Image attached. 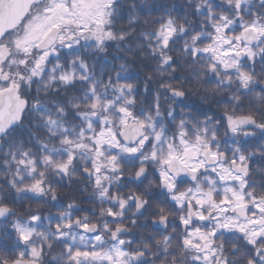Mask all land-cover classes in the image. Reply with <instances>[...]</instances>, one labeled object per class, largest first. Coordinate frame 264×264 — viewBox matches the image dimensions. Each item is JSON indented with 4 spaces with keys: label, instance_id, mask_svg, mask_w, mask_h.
<instances>
[{
    "label": "snow or ice",
    "instance_id": "1",
    "mask_svg": "<svg viewBox=\"0 0 264 264\" xmlns=\"http://www.w3.org/2000/svg\"><path fill=\"white\" fill-rule=\"evenodd\" d=\"M126 2L0 0V264H264V110L242 103L264 107V0H186L141 31L160 77L144 100L125 63H100L131 51ZM73 177L98 214L11 206Z\"/></svg>",
    "mask_w": 264,
    "mask_h": 264
},
{
    "label": "trees",
    "instance_id": "2",
    "mask_svg": "<svg viewBox=\"0 0 264 264\" xmlns=\"http://www.w3.org/2000/svg\"><path fill=\"white\" fill-rule=\"evenodd\" d=\"M133 2L137 5L136 15L139 17L137 21L139 26L135 28L131 36L127 37V40L129 42L128 47L131 48V51L129 52L126 49L117 51L115 47H111L108 49L106 54L107 60L101 59L100 63L104 64L108 68L110 73L111 67L109 65V62H111V65H115L116 68H119L120 63H125L129 69V74L132 77L138 78L134 82L137 89L142 93L140 99L143 100V81L148 76H152L154 79H159L160 77L154 71L149 70L150 68L155 67V63L151 61L150 58H141L140 56L141 50L137 47V45L142 42L139 35L140 32L143 30H151V27H154V21L159 19V17L163 16L168 11H172L174 15L182 16L185 12H188L190 10L184 7L186 0H128V2H126L125 4V7H130V4ZM130 27L131 26L127 23V21L117 24V30H127ZM257 71H259V68H257ZM155 87L156 85H151V88L153 90L155 89ZM189 87L191 90L195 91V85H190ZM260 94L261 93L259 89H257L256 95ZM223 95L225 94H220L218 98H222ZM250 101L256 105V109L264 110V107H262L259 100H256L254 98H247L242 100V103L245 106V112L249 110ZM191 103L193 106L199 107L201 104L200 97L193 96ZM203 108L217 114H222V112L224 111L223 108L217 107L216 105L211 104V102H209L208 104H204ZM257 119H260L259 115H257ZM261 143H264V140H262ZM256 144H259V142L253 143L252 145ZM255 162L256 164L253 163L252 165L254 169H260L264 167V161H261L259 154L257 155V157H255ZM253 179L257 183L261 182V180L264 179V172L256 171L253 175ZM2 183L3 177L0 176V184ZM4 195L8 197L9 201H13L14 197H17V194L14 191L9 193L7 192V190H5ZM19 196L22 197L24 195L23 193H21L19 194ZM11 206L21 217H25L26 215H28L29 211L39 209L33 204L26 203V199H23V202L19 203H16L14 201Z\"/></svg>",
    "mask_w": 264,
    "mask_h": 264
},
{
    "label": "flooded vegetation",
    "instance_id": "3",
    "mask_svg": "<svg viewBox=\"0 0 264 264\" xmlns=\"http://www.w3.org/2000/svg\"><path fill=\"white\" fill-rule=\"evenodd\" d=\"M143 98L145 97L143 96ZM257 142L259 143L262 142V140L260 139L259 131H257L256 137L252 140V144ZM254 164H256V162ZM252 165L253 164H251V167ZM54 186L56 188V193H57L56 201H51L50 198L48 197L44 198L46 201L44 203H37L35 200L26 199V203L33 204L35 205V207L39 208L33 210L34 212H39L42 215V217L51 216L53 218H57L59 216V213L63 209H65L69 203H74L77 206L75 214H78L79 216H84V215L91 216L93 212L98 214L99 202L98 201L92 202L91 189H89L86 192L82 191V189L84 188V182L82 177H73L71 181L65 179L64 181H61L60 185H54ZM28 195L30 196L31 194ZM15 202L16 203L23 202V199H16ZM106 206L107 205H105V207ZM41 231H43V228L41 229ZM149 234L150 233L140 234L136 230H134L133 232V235H140L141 239L147 237ZM56 251L58 253L60 249L58 248Z\"/></svg>",
    "mask_w": 264,
    "mask_h": 264
}]
</instances>
